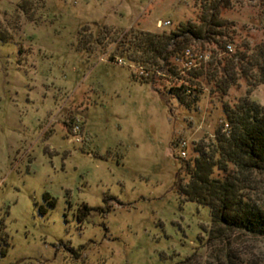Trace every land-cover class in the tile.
Wrapping results in <instances>:
<instances>
[{"label": "rangeland", "instance_id": "obj_1", "mask_svg": "<svg viewBox=\"0 0 264 264\" xmlns=\"http://www.w3.org/2000/svg\"><path fill=\"white\" fill-rule=\"evenodd\" d=\"M203 1L0 0V264H227L175 156L215 138L224 104L264 107V85L222 96L129 49L196 20ZM221 14L232 52L264 42V0H226ZM183 86L197 102L170 95ZM239 244L236 257L264 264V238Z\"/></svg>", "mask_w": 264, "mask_h": 264}, {"label": "trees", "instance_id": "obj_2", "mask_svg": "<svg viewBox=\"0 0 264 264\" xmlns=\"http://www.w3.org/2000/svg\"><path fill=\"white\" fill-rule=\"evenodd\" d=\"M225 3L226 0L203 1L196 20L181 23L172 31L141 34L129 49L134 47L143 53L145 64L176 77L179 67L170 59L194 43H202L198 53H205L203 45L207 43L217 50L211 51L208 63L193 70V81L203 79L222 96L243 79L250 87L264 85V42L251 54L229 52L227 46L234 42L226 32L230 24L221 14ZM178 90L182 93L170 95L180 104L188 106L186 96L198 101L186 86ZM223 111L224 124L214 139L199 142L195 158L185 161L175 156L188 180L182 192L190 201L210 208L208 241L226 247L227 264H256L244 263L234 250L244 238H264V194L258 178L264 176V107L246 97L234 105L224 104Z\"/></svg>", "mask_w": 264, "mask_h": 264}, {"label": "built area", "instance_id": "obj_3", "mask_svg": "<svg viewBox=\"0 0 264 264\" xmlns=\"http://www.w3.org/2000/svg\"><path fill=\"white\" fill-rule=\"evenodd\" d=\"M169 25H170L169 22L159 23L158 24V28L161 29V28H164V27L169 26ZM227 50L229 52H232L233 51V45H228L227 46ZM209 60H210V56L209 55H206L204 53L195 52L191 48H186L181 53L177 54V57L175 59V61H176L175 65L179 67V65L181 63V66H182L181 68L184 71H193V70L199 68L200 66L208 63ZM79 129H80L79 125H76V127H74V131H75L74 133H77ZM185 145L186 144L184 143V146ZM181 156H183V157L186 156V153H185L184 150L181 152Z\"/></svg>", "mask_w": 264, "mask_h": 264}]
</instances>
